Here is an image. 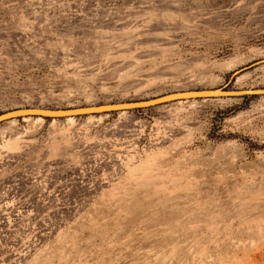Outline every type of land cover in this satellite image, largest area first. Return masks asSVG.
<instances>
[{
  "label": "rangeland",
  "instance_id": "1",
  "mask_svg": "<svg viewBox=\"0 0 264 264\" xmlns=\"http://www.w3.org/2000/svg\"><path fill=\"white\" fill-rule=\"evenodd\" d=\"M228 82L264 88V0H0V113ZM246 95L1 122L0 264H264Z\"/></svg>",
  "mask_w": 264,
  "mask_h": 264
},
{
  "label": "water",
  "instance_id": "2",
  "mask_svg": "<svg viewBox=\"0 0 264 264\" xmlns=\"http://www.w3.org/2000/svg\"><path fill=\"white\" fill-rule=\"evenodd\" d=\"M228 84L229 82L222 87L214 88V89L176 91L143 100L104 103L99 105H87V106H80V107H73L66 109H49V108H40V107L16 108L0 113V123L8 119L25 116V115H42L47 117H60L67 115H78V114L95 113V112L112 111V110L136 109L141 107L153 106L176 99L207 98L214 96H236V95H246V94L253 95V94L264 93V88L228 89L227 88Z\"/></svg>",
  "mask_w": 264,
  "mask_h": 264
},
{
  "label": "trees",
  "instance_id": "3",
  "mask_svg": "<svg viewBox=\"0 0 264 264\" xmlns=\"http://www.w3.org/2000/svg\"><path fill=\"white\" fill-rule=\"evenodd\" d=\"M249 96L248 95H243L242 98L243 99H247ZM137 109V108H136Z\"/></svg>",
  "mask_w": 264,
  "mask_h": 264
},
{
  "label": "bare ground",
  "instance_id": "4",
  "mask_svg": "<svg viewBox=\"0 0 264 264\" xmlns=\"http://www.w3.org/2000/svg\"><path fill=\"white\" fill-rule=\"evenodd\" d=\"M43 115H46V114H43ZM67 116H71V115H67ZM39 117H37L36 119H38ZM70 118V117H69Z\"/></svg>",
  "mask_w": 264,
  "mask_h": 264
}]
</instances>
